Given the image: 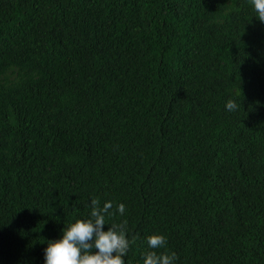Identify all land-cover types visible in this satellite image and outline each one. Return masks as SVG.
<instances>
[{"label":"trees","instance_id":"trees-1","mask_svg":"<svg viewBox=\"0 0 264 264\" xmlns=\"http://www.w3.org/2000/svg\"><path fill=\"white\" fill-rule=\"evenodd\" d=\"M93 200L125 264H264L250 0H0V264H44Z\"/></svg>","mask_w":264,"mask_h":264},{"label":"clouds","instance_id":"clouds-1","mask_svg":"<svg viewBox=\"0 0 264 264\" xmlns=\"http://www.w3.org/2000/svg\"><path fill=\"white\" fill-rule=\"evenodd\" d=\"M257 20L264 23V0H250ZM237 103L230 100L226 104L229 111H234ZM112 205L106 202L103 207L99 202L92 201L90 218L76 220L67 229L61 230L58 239L50 241L44 249V264H125L124 257L129 249V241L123 226H106V215ZM118 211L123 214L124 206L119 205ZM166 240L162 235H154L148 239L151 249L161 248ZM175 254H157L148 252L143 264H174Z\"/></svg>","mask_w":264,"mask_h":264}]
</instances>
